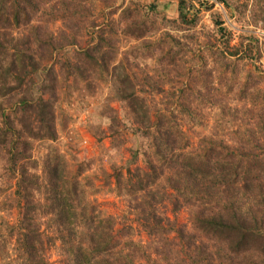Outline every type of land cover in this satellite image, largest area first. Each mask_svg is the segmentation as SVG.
<instances>
[{"label": "trees", "instance_id": "1", "mask_svg": "<svg viewBox=\"0 0 264 264\" xmlns=\"http://www.w3.org/2000/svg\"><path fill=\"white\" fill-rule=\"evenodd\" d=\"M76 1L92 2L0 0V189L15 181L20 209L17 225L10 229L14 255L0 248V264H49L46 252L56 243L66 257L65 264H264V70L260 41L249 31L252 27L264 31V0L202 1L207 11L220 4L227 19L213 13L215 29L207 36L205 48L209 54L204 50L193 54L191 60L202 63L199 70L185 68L181 91L185 104L175 108L189 120L215 109L214 131L196 145L179 130L175 110L153 116L122 62L111 67L114 48L103 34L77 50L73 33L66 35L70 39L66 44H55L47 26L72 20L71 5ZM104 1L114 7L110 15H118L117 24L126 39L143 41L160 31L158 15L164 19V13L157 3ZM53 2L44 12L43 7ZM198 11L189 1L178 0V20L187 29L195 28ZM35 19L40 20L39 26H33ZM231 26L243 31L237 44H232ZM22 28H29L30 33L14 38L10 30ZM160 47L155 43V48ZM55 51H61L58 61L42 66L38 52L52 60ZM204 57L210 61H203ZM98 74V79H111L112 98L126 109L118 118L112 108L106 106L105 115L99 107L89 121L96 142L110 137L107 153L111 158L119 149L114 145L119 126L133 134L131 159L125 167L115 168L113 177L115 192L133 200L140 223L153 237L144 248L128 240L124 229L116 231L114 220L101 218L86 200L78 177L92 168L91 161H79L72 176L50 151L42 166L33 157L37 143L57 139L61 80L83 83L86 98L92 100ZM233 126L239 127L229 131ZM137 162L142 167L131 171L130 165ZM163 179L171 194L157 199L151 189ZM165 197L175 212L190 208L191 228L176 227L158 214ZM41 217L48 218L52 236L41 231ZM172 232L178 244L168 239ZM152 254L159 258L153 259Z\"/></svg>", "mask_w": 264, "mask_h": 264}, {"label": "rangeland", "instance_id": "2", "mask_svg": "<svg viewBox=\"0 0 264 264\" xmlns=\"http://www.w3.org/2000/svg\"><path fill=\"white\" fill-rule=\"evenodd\" d=\"M128 1L140 3L143 6L157 3L160 12L164 13V19L158 15L160 31L151 34L143 41L126 39L118 27V15H110V11L114 7H108L109 1L104 0H92V2L85 3L76 1L77 5L74 10L73 5L75 4L71 5L73 21H55L47 26L48 31L55 39V44H66L67 40H70L65 39L66 35L76 34L71 36L76 37L77 45L73 48L76 50L95 43L99 34H103L107 40L111 41L114 48L115 59L110 64L111 67L122 62L137 93L146 98L153 116L175 110L174 115L178 118L176 123L179 130L185 138L196 145L202 136L214 131L215 109L206 110L205 115L199 116V119L189 120L175 108L176 104H185L184 97H181V91L185 89L186 83L185 68L199 70L201 66L202 62L191 60L195 58L193 54L202 50H204V54H209L205 48L207 36L214 33L215 29L213 13H218L223 19H227V12L220 4L215 5L211 11H207L203 7V0H187L192 3L195 10H199L198 22L194 29L189 30L178 20V0H155L156 2L154 0H126V3ZM54 4L53 2L44 6L43 11L48 12ZM172 20H176V22L170 23ZM40 24L39 19H35L33 22V26ZM228 24L229 22H227ZM230 28L235 33L232 44H237V36L243 31L232 26ZM10 31L16 39L23 38L24 35L30 33L29 28ZM249 31L254 32L260 41L262 52L260 66L264 70V31L253 27ZM155 43H160L161 47L155 48ZM134 49L136 50L135 54H132ZM41 54L44 55L40 56ZM60 55L61 51L58 53L55 51L54 58L49 60L48 55H45L44 52H38L37 57L42 66L48 67L54 61H58ZM203 59V61H210V58L204 57ZM98 78L99 74L95 77L93 88L95 97L92 100L86 98L87 90L83 83H76L72 78L68 81L61 80L56 110L57 139L52 143H37L33 157L42 166L45 153L50 151L51 155L56 154L65 163L67 172H70L69 174L72 176L76 172L79 161L83 159L91 161L92 168L78 177L83 186L86 200L97 209L101 218L111 217L114 220L116 231L124 229L128 232L126 235L128 240L144 248L152 244L153 237L148 235V231L140 223L137 211L133 208V200L127 196L117 195L113 177L114 169L125 167L131 159L130 149L134 144L133 134L124 126H119L120 136L114 142V145L119 149L117 156L111 158V155L107 153L111 147L110 137H105L101 143L96 142L94 130L89 121V116H93L95 109L99 107L100 110H104L105 115L108 114L106 106L112 108L118 118L123 116L126 109L121 102L113 100L111 79L108 77L103 80ZM238 127L233 126L229 131H234ZM105 129L106 127L103 126L102 130ZM136 167H142V164L137 162L130 165V170L134 171ZM126 172L127 170L123 169V175L127 178L129 176ZM151 190L156 194L157 199H160L163 194H171V190L165 185V179ZM15 192V181H11L5 188L0 189V248L8 250L11 256L14 255L15 239L11 236L10 229L17 225L20 210ZM189 210V207H183L175 212L168 197H165L157 208L158 214L169 218L176 224V227L187 225L188 228H191ZM40 228L46 236H52L53 228L50 227L48 218H40ZM168 239L178 244L176 233H170ZM152 258L158 259L159 256L152 254ZM46 259L49 264L66 263V257L61 254L58 243L49 247ZM139 264H145V262L142 261Z\"/></svg>", "mask_w": 264, "mask_h": 264}, {"label": "water", "instance_id": "3", "mask_svg": "<svg viewBox=\"0 0 264 264\" xmlns=\"http://www.w3.org/2000/svg\"><path fill=\"white\" fill-rule=\"evenodd\" d=\"M172 7L174 8V6L172 5Z\"/></svg>", "mask_w": 264, "mask_h": 264}, {"label": "clouds", "instance_id": "4", "mask_svg": "<svg viewBox=\"0 0 264 264\" xmlns=\"http://www.w3.org/2000/svg\"><path fill=\"white\" fill-rule=\"evenodd\" d=\"M217 5V4H216Z\"/></svg>", "mask_w": 264, "mask_h": 264}]
</instances>
